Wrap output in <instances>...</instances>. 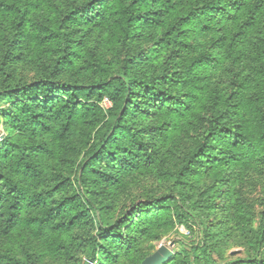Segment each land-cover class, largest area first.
Returning <instances> with one entry per match:
<instances>
[{
	"label": "trees",
	"instance_id": "1",
	"mask_svg": "<svg viewBox=\"0 0 264 264\" xmlns=\"http://www.w3.org/2000/svg\"><path fill=\"white\" fill-rule=\"evenodd\" d=\"M29 12L16 26L21 38L15 44L34 39V30L41 28L46 33L41 42L61 49L60 59L48 66L53 77L59 76L74 47L67 29L71 19L104 24L115 55L121 52L123 59L121 64L97 59L94 81L88 83L44 77L0 88V99L11 103L0 110L8 131L0 141V264L70 258V230L91 216L98 230L85 264H114L131 252L139 222L149 226L168 217L189 230L196 225L204 238L192 251L181 249L164 264H264V211L254 227L250 210L239 203L226 216L230 226L218 231L216 224L206 226L204 218L195 221L198 209L188 207L185 196L175 204L176 197L168 195L104 223V214L84 193L96 183L111 185L119 171L160 170L163 149L175 134L193 146L171 171L179 184L201 173L214 158L221 168L245 166L254 159L264 164V64L247 85L250 99L238 96L235 104L225 99L207 108L208 76L220 65V52L212 54L213 43H193L196 34H220L215 43L223 42L220 50L240 51L249 34L264 26V0H94L42 27L31 21ZM142 39L152 40V46L131 56L132 46ZM152 61L161 62L159 74H137L136 67ZM104 97L112 102L106 113L99 105ZM147 117L152 119L149 124ZM84 125L90 130L93 126L95 133L86 143L73 194L60 199L61 184L70 180L47 188L44 163L62 159L68 138ZM84 202L90 207L78 211ZM230 238L243 244L244 256L225 255Z\"/></svg>",
	"mask_w": 264,
	"mask_h": 264
},
{
	"label": "rangeland",
	"instance_id": "2",
	"mask_svg": "<svg viewBox=\"0 0 264 264\" xmlns=\"http://www.w3.org/2000/svg\"><path fill=\"white\" fill-rule=\"evenodd\" d=\"M4 2L7 4L1 5ZM84 3H94V0H0V88L8 85H22L44 77H51L58 82L88 83L94 81L92 65L97 63V59L111 58L121 64L123 56L121 52L115 55L106 26L104 24L93 26L85 23V18L78 21L71 19L67 23L74 47L66 56L67 62L62 63V71L56 78L50 72L51 67L60 59L61 49L58 46L53 48L47 40L41 42V38H45L46 35L41 28L33 27L35 29L33 33L36 36L34 39L29 41L22 39L20 44H15L21 38L20 34H16V26L20 23L21 15L25 11L30 10L28 17L34 24L42 27L55 24L68 11ZM27 29L30 28L27 27L25 30ZM223 34L221 32V36ZM194 36L196 38L193 43H198L199 46L213 43L211 51L214 56L220 52V65L208 76L207 108L212 105H221L226 100L230 104H235L238 96L250 99L247 85L255 70L264 64V26H259L249 34L248 38L243 41L240 51L237 48H228V51L220 50L223 42L215 44L220 34L209 33ZM152 44V40H140L132 46L131 56L148 51ZM240 53L244 54L240 56ZM160 63L152 61L147 67L142 63L135 68V71L138 75L143 72H149V76H152L153 72L159 74ZM49 65H51L50 68ZM177 65L182 66L179 63ZM179 87L175 85V90L178 92H180ZM104 99H107L106 102ZM10 105L9 98L0 99V110L7 109ZM99 105L106 113L112 107V102L104 97ZM145 121L149 124L152 119L147 117ZM7 132L5 119L0 112V141ZM93 133H95L93 126L91 130L85 125L79 127L77 132L68 138L65 150L62 149L63 160L58 158L45 161V171L49 177V180H46L47 188L61 181L70 180L65 185L61 184L60 199L69 198L73 194L71 187H75V179L81 169L84 152L88 148L86 143ZM192 147L189 139L180 138L175 134L172 141H169L168 146L163 149L161 160L163 165H159L160 170L119 171L111 185L103 186L96 183L87 191L84 188V193L88 200L98 208V212L104 214L101 218L104 223H111L126 217V214L144 203L157 201L168 195L176 197L174 203L177 204L179 203L178 198L182 195L188 199V207L198 209V217L195 221L198 222L200 217L204 218L206 226L216 224L218 231L227 229L230 223L226 222V216L233 215L237 205L243 203L250 210L253 216V226L256 227L259 224L260 214L264 211V164L254 159L245 166L231 165L228 168H221L217 166L218 158H214L205 165L207 167L201 173L191 175L185 179L184 183L179 184L171 171L178 163H181L182 156ZM220 148L217 146V152L221 151ZM84 207L90 206L84 202L78 211ZM137 216L138 213L132 221L136 220ZM97 230L95 216L83 222L77 221L70 230L72 231L70 238L73 242L71 257L68 259L65 258L66 256H58L54 259L45 258L42 264L87 263L85 258L91 250ZM132 237L131 252L127 256H122L114 264H139L143 256L153 253L160 245L172 244L171 250L175 254L181 249L192 251L201 243L204 234L199 233L196 225L189 230L183 225L171 223L168 217V219L160 220L158 224L149 226L139 222L137 233ZM230 242L231 246L225 255L228 257L235 253L238 256H244L243 246H241L243 244L240 241L234 242L232 238Z\"/></svg>",
	"mask_w": 264,
	"mask_h": 264
},
{
	"label": "water",
	"instance_id": "3",
	"mask_svg": "<svg viewBox=\"0 0 264 264\" xmlns=\"http://www.w3.org/2000/svg\"><path fill=\"white\" fill-rule=\"evenodd\" d=\"M172 244L169 246L160 245L157 250H155L150 255L146 256L141 264H164L173 255V251L171 250Z\"/></svg>",
	"mask_w": 264,
	"mask_h": 264
},
{
	"label": "built area",
	"instance_id": "4",
	"mask_svg": "<svg viewBox=\"0 0 264 264\" xmlns=\"http://www.w3.org/2000/svg\"><path fill=\"white\" fill-rule=\"evenodd\" d=\"M104 100H105V102H106L107 99H104Z\"/></svg>",
	"mask_w": 264,
	"mask_h": 264
}]
</instances>
